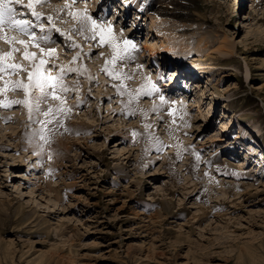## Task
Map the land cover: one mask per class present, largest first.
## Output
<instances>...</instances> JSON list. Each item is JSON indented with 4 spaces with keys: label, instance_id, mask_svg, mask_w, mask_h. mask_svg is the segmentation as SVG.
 <instances>
[{
    "label": "rangeland",
    "instance_id": "obj_1",
    "mask_svg": "<svg viewBox=\"0 0 264 264\" xmlns=\"http://www.w3.org/2000/svg\"><path fill=\"white\" fill-rule=\"evenodd\" d=\"M95 1L98 24L112 22L135 45L136 59L108 65L120 79L103 71L113 49L100 46L98 36L87 46L89 31L84 35L54 10L80 3L41 0L35 6L39 21L25 6L28 0L13 5L17 18L43 25V32L38 26L33 31L37 39L50 37L40 46L55 48L59 55L52 60L15 30L3 32L27 48L0 39V57L12 53L8 62L19 65L18 76L5 80L28 85L33 66L49 60L42 71L62 76L61 89L71 84L59 97L77 107L70 108L69 133L51 140L41 162L39 152L25 147L42 113L21 102L14 108L0 103V117L11 115L8 124L0 118V264H264V0H138L140 8L106 0L108 12L102 0ZM163 6L179 10V17L160 18ZM151 18L173 22L187 46L157 88L168 94L163 86L178 69L195 91L190 101L202 99L204 118L195 104L177 121L167 120L164 111H153L157 92L138 91L142 76L127 80L140 66L151 75L155 65L168 62L158 54L147 63L146 35L155 36L146 27ZM201 40L209 48L227 40L236 53L219 62L216 72L183 71V63L195 65ZM25 51L35 53L32 64ZM38 93L29 87L27 96L23 89L12 96L31 103ZM38 103L60 104L52 98Z\"/></svg>",
    "mask_w": 264,
    "mask_h": 264
},
{
    "label": "bare ground",
    "instance_id": "obj_2",
    "mask_svg": "<svg viewBox=\"0 0 264 264\" xmlns=\"http://www.w3.org/2000/svg\"><path fill=\"white\" fill-rule=\"evenodd\" d=\"M76 1H78V0H75V3H80V1H84V2L90 1L91 2L92 0H80L79 2H76ZM104 1H106V0L101 1V7L102 6L105 7L104 11L108 12L110 7H108V5L106 6V4H103ZM107 1L111 2L114 0H107ZM121 1H123L122 4H124L128 8H130L132 6H135V8L136 7L140 8V5L138 4V0H121ZM71 2H72V0H71ZM98 3H96V1L94 0L93 4H83L86 6L88 5L89 9L80 3L81 6H79V7H77L76 5H70L69 4V5H67L66 8L60 6V7H56L54 10L57 12V14H61L60 15L61 17L66 18V20L68 18V20L66 22L70 21V19H71L74 22V24H76V26H77V28L76 27L75 28L77 30L81 31V21L83 20V18L85 16H89V17L93 16L92 14L95 12ZM38 4H35V6ZM99 5H100V3H99ZM72 7H73V9H71ZM151 7L154 8L156 6L152 5ZM128 8L124 12V16L126 14H128V12H129ZM39 11H41V10L36 9L37 13H39ZM86 12H89V15H87ZM179 12L180 11L176 10V9H174V12L168 11V8L163 6L158 10L157 15L160 16V18H163V17L164 18H166V17L172 18L171 13L175 14V16H176L177 15L176 13H179ZM69 13H71V14H69ZM145 15L147 16L148 12L145 13ZM74 16L76 18H74ZM176 17H179V15H177ZM63 20H65V19H63ZM160 20H158V18L157 19L151 18L150 24L149 25L147 24V26H146L148 29H150L152 31V33H155V36L153 34H150L149 32L146 35L148 40L145 44V47H146V51L148 53L147 59H149L147 63H150V65H151L152 59L154 57H156L158 54H161L163 57L167 58L168 62H166L167 64L163 68L160 66V64L155 65L154 69H156V71L153 70L152 72H154V74L151 73V75H148V73L145 72L146 70L144 71V67H141V66L139 67V69L133 71L134 72L133 75L130 74L131 72L129 71L130 73H129L127 80H130V78L134 77V76H142V80H143V83L141 86L142 91H147L151 84H155L156 87H157V85H160L162 83L161 78L166 76V72L170 71L171 67H173V68L175 67V66H172V64L170 63L171 60L180 59L181 58L180 55H185L187 52V46H184L183 43L180 42V40L178 39V36L176 35V28H175V25L173 24V22H169L172 24L167 25V24H165L166 22L164 23L163 21H160ZM109 25H111V36L115 38V41L118 44L122 45L123 41H125L126 38L123 37L120 28L118 26L114 25L112 22H109ZM104 27L107 28L108 26L106 25ZM86 31H89V30H87V28H85L82 31L83 34ZM3 35H7L9 38H15V40L18 41L15 36H13L12 34H9L8 32H3ZM86 37L90 38V39L86 40V42L88 44L87 46H89L90 45L89 42L91 43L94 40V39H91L92 32L89 31V34ZM81 38H82V36H81ZM12 44H14V43H12ZM30 44H32L31 41H30ZM105 45H108V44H105ZM110 48H112V47H110ZM15 49H16V47H15ZM132 50L133 49H130L129 52L124 56L123 59H118L120 61V63L128 62L132 59L134 60L137 58V53L133 52ZM235 50H236V46L232 42H228L227 40L223 41L220 44V46L217 48H209V47H207L206 43L203 40H201L200 42H198L197 49H196V53L199 55V58H194L192 61L195 63V65L194 64L193 65L188 64V62H185V63H183V65H181V68L183 69V71H185V70H199L200 71L201 70V71H203L204 74H208V73H211L214 71L216 72V70L220 69V63L219 62L225 61L224 59L233 57L234 54L236 53ZM92 51H94V53H97V51H99V49L97 50V49H94V47H93ZM92 51L90 52L91 54H92ZM28 52L32 53L30 51H28ZM58 55L59 54H57V52L55 50V54L53 55V57H50V59L52 60V58H56ZM5 56H7V54L1 55V57H5ZM88 56H90V54ZM35 57H36V55H35ZM11 58L12 57L5 59L3 61V63L4 64H11L8 62L9 60H11ZM47 58H49V56ZM27 60L30 64H32L31 62H34V59H31V60L27 59ZM200 61H206V62H200ZM48 63H49V60H46L47 65H48ZM37 64H39V62L36 63V65ZM36 65L33 66L32 71H34ZM129 70H131V69L129 68ZM172 71L173 72H170L168 74L170 76V78H169L170 84L169 85L165 84L163 86V87H166L168 89L167 92H169V93H172L174 88H176V86L178 84L176 82L178 80H180L182 83H186V77H184V75L182 76V73L180 74L178 69L172 70ZM18 72H19V70L15 74H12V69L9 68L7 72L0 73V82H2L0 84V102L7 103L9 105L8 107H4L3 103H1L2 108H14L18 104L15 102L19 101V100H17V98L15 99L12 96V94H14V92H17L18 90L22 91L23 88L22 87H16L17 84L25 85V83L21 79H19L17 82H15L16 80L15 81L8 80V79L5 80L6 76L11 75L12 77H14V76L17 77ZM164 82L165 81H163V83ZM62 84H64V82L60 83V86H58L56 89V95H58L57 97H59V92H64L65 91L64 89H68L71 86V84L66 82L65 83L66 86L63 87V89H61ZM184 87H185V89L181 91L183 93H180V94L175 95V96L173 94H169V93L165 94L164 92H166V90L161 91L159 88V92H157L158 101H157V104L155 105V107H153L154 108L153 111L155 113H158V114L161 111H164L166 113L164 115V118H167V120L170 119L172 121L173 120L177 121V119L180 117L181 114L186 115L187 109L189 107L195 106V104H196V106L199 109L198 110L199 111L198 116L200 118H204L205 114L201 108L202 99H200V97H199L198 100H196V103L194 102L195 100L191 102L190 98L193 95H196L194 93L195 91L193 89H190L191 86L188 83H186L184 85ZM197 87H200V86H197ZM177 89H178V87H177ZM48 91H51V90L49 89ZM203 94L206 95L205 91H203ZM160 96L164 97L165 103H163V104L161 103ZM49 98H51V96H47V97L42 98L41 94L39 92L37 97L30 96L29 100H32V102L30 101L31 103H28L36 114L42 113V115H41V117H37V116L35 117L34 120L39 123L40 127L38 130H35V131H32L31 133H29V135L27 134V139L29 141L28 142L29 144L25 147V149L26 150H32L35 153L39 152L40 153L39 159L41 162H43L44 158L46 157V152L49 153V151H50L49 145H50L51 140H53L54 138H57L58 136H65L69 133L70 129H69V127L66 126V122H68L67 118H68V115H70V111L72 110V109L70 110V108H73V109L77 108L76 106L71 107L68 104H66V102H64V99L61 97H59V99H57L60 104L54 108L50 107L49 105H47L45 107H42L39 105L38 101L40 99H43V101H46ZM182 98L184 101L180 100ZM61 100H63V104L61 103ZM19 102L23 103L24 100L23 101L21 100ZM187 104H190V106H188ZM49 108H51L53 111L50 112L49 115L46 117L44 115V112H47L49 110ZM57 109H63V111L57 112L56 111ZM73 117L74 116H71L70 119H72ZM0 118L3 119V123L8 124L9 121L11 120V115L1 116ZM159 118H163V117H159ZM49 120L51 122L47 123L46 121H49ZM228 125H229V123L225 122L222 126V129L226 128ZM76 126H78V125H76ZM2 131H4V130H2ZM108 132H110V130H108ZM41 136H43L44 139H41ZM209 141H211V140H209ZM43 155L45 157H43ZM80 155L81 154H79V156ZM241 163L243 164V166H245V162H241ZM258 169L261 170V168H258ZM51 171H47V173H49ZM47 190L49 193H52V192L55 193L54 188H52L51 184H48ZM56 193H58V191ZM59 197H61V196H59Z\"/></svg>",
    "mask_w": 264,
    "mask_h": 264
},
{
    "label": "snow or ice",
    "instance_id": "obj_3",
    "mask_svg": "<svg viewBox=\"0 0 264 264\" xmlns=\"http://www.w3.org/2000/svg\"><path fill=\"white\" fill-rule=\"evenodd\" d=\"M23 0H0V32H3L4 29L7 27L8 30H15L21 35L29 37L30 41L32 42L33 47L40 48V52L43 55L46 56H53L55 54V48L51 47H41V42L44 44H47L49 42L50 37L49 36H41L38 39L36 38V34L33 31L35 27H39V30L41 32L44 31L43 25H33L30 21L27 19H19L17 18L18 12L15 7H13L14 4L22 3ZM41 0H28L27 5H25L31 12L32 15L36 18L37 21L41 19V15L35 11V4L40 3ZM72 3H75V0H72ZM71 14V13H69ZM74 18H76L74 16ZM53 18L50 16L48 17L49 23H52ZM106 22H101L98 24V22L93 19L92 17L85 16L83 20L81 21V31H83L85 28L87 30L92 32L91 39H96L97 36L99 37V45L102 46L104 44H108L113 49V57L110 61H106L105 67L103 68V71L111 76L113 79H120V74L112 71L109 69V64H115L116 60L123 59L124 56L129 52L130 49H134L135 45L132 44L131 41L125 40L123 41V44L120 45L115 41V38L111 36V25H108L107 28H105L103 25ZM54 27V25H53ZM57 31H60L59 29H56ZM61 35H65L64 33H61ZM0 39H3L6 43H20L21 45H24L25 48H27V45L25 44V41L20 40L16 41L15 38H9L7 35L0 36ZM72 47H79V45L75 44L73 42ZM16 49L13 48V52H15ZM12 53H8L5 57H0V73L7 72L8 69H12V74H15L19 70V65L14 64H4L3 61L5 59L10 58ZM24 58L25 59H35L34 53H29L28 51L24 52ZM79 56L73 58V62H75L76 59H78ZM46 64L45 59H40L39 64L36 65L34 71L28 73V85H22L17 84L16 87H22L25 91V95H28L29 87L37 89L41 97H47L51 96L52 99H59L56 95V89L58 86H60V81L62 79L61 76L53 77L50 74L42 71L43 66ZM63 72V69H61V73ZM51 91H48V90ZM66 91V89H64ZM120 91V89H118ZM141 91V94L143 95H152L153 92H159V88L156 87L155 84H151L147 91ZM123 94V93H121ZM161 103H165V99L163 96H160ZM3 103V102H0ZM15 103H20L19 101H16ZM25 105L28 104V101L25 100L23 102ZM61 103L63 104V100H61ZM4 107H8L9 105L7 103H3ZM53 110L49 108L47 112H44V115L47 117L50 112ZM57 112L63 111V109H57ZM47 123H50L51 121H46ZM133 135H136V133H133ZM41 139H44L43 136H41Z\"/></svg>",
    "mask_w": 264,
    "mask_h": 264
}]
</instances>
